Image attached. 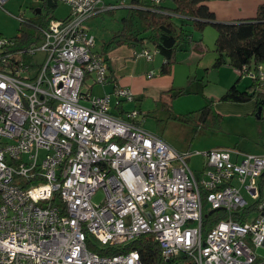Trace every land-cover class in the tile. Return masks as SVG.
<instances>
[{"label":"built area","instance_id":"obj_1","mask_svg":"<svg viewBox=\"0 0 264 264\" xmlns=\"http://www.w3.org/2000/svg\"><path fill=\"white\" fill-rule=\"evenodd\" d=\"M54 1L71 13L52 16L30 34L35 41L0 33V264H145L138 249L127 250L143 235L169 264H264L256 252L264 246V154L182 152L146 128L140 110L115 114L113 103L121 109L135 96L117 83L92 92L113 78L88 19L145 6ZM153 50L137 55L151 60ZM237 71L264 84V63ZM99 189L105 195L95 202ZM246 194L257 210L242 222L235 217L251 206ZM215 210L224 216L205 229Z\"/></svg>","mask_w":264,"mask_h":264},{"label":"trees","instance_id":"obj_2","mask_svg":"<svg viewBox=\"0 0 264 264\" xmlns=\"http://www.w3.org/2000/svg\"><path fill=\"white\" fill-rule=\"evenodd\" d=\"M139 1L140 5L145 8L125 7L129 8L130 12L122 19L123 27L113 30L109 39L102 44L101 54L105 56L115 47L123 44L130 46L153 45L166 59L162 72L169 73L177 62V55L182 49V45L193 41V29L203 33L207 26L213 25L217 31L214 46L217 56L212 65L213 68L229 64L233 68L241 70L245 66L250 67L253 64L264 63V2L259 6L255 17L236 21H218L215 13L207 5V0H172L173 4L170 6L163 3V0L159 3L151 0ZM110 2L120 3V0ZM115 9L106 11L114 14ZM102 13L104 11L98 14ZM36 16L37 18L26 21L31 28L35 29H29L28 32L22 29L21 33L25 41H35L34 39L37 37L34 38L30 34L34 35L37 29L47 25L52 18V16H43L42 14H36ZM175 17L181 19L180 25L175 22ZM189 26L193 29H190ZM241 76L243 77L242 74ZM239 82L240 79L223 94L221 99L236 102L255 100L256 113L262 106L259 118L264 121V84L258 80H252L246 89L241 90L238 87ZM182 92L179 91L175 97L181 95ZM190 114L177 118L187 120L191 116ZM222 119L223 115L215 109L212 103L205 105L200 110V124L220 125ZM260 185L264 191V173L260 178ZM256 210L257 206L251 205L244 209L241 216L235 218L242 222L246 221ZM223 216L220 210L210 212L206 217L205 229H210ZM90 246L93 250L101 253L114 254L121 251L114 247L104 251L99 247ZM130 249H138L145 264H169L162 259L161 250L152 235H143L127 246V250Z\"/></svg>","mask_w":264,"mask_h":264},{"label":"rangeland","instance_id":"obj_3","mask_svg":"<svg viewBox=\"0 0 264 264\" xmlns=\"http://www.w3.org/2000/svg\"><path fill=\"white\" fill-rule=\"evenodd\" d=\"M127 1L131 2L132 0ZM163 3L168 6L173 4L172 0H163ZM38 7L43 8V16H53L58 19H64L71 12V7L63 2H58L56 7L48 8L43 0H8L4 4V7L0 8V33L7 37H16L22 32V29L27 32L29 29H35L31 28L28 23L22 20L37 18L34 10ZM129 12V8L118 7L115 9L114 14L104 11V13L95 15L89 19L88 23L97 37V49H100L101 45L109 39L113 30L123 27L122 19L124 16L128 15ZM175 22L180 25L181 19L175 17ZM189 28L193 29L190 26ZM215 33L216 29L213 25L207 26L203 33L193 29L195 39L203 36V44H205L204 46H207L208 49L205 62L208 60L210 64L212 63L209 59L212 57L215 58L216 56V52L214 51L216 40ZM147 46L148 45H146V47ZM193 47L194 41L184 43L182 49L179 51V53H181L180 57L191 53L195 54ZM148 48L154 51L152 47L149 46ZM31 58H33V55L28 56V59ZM178 67V80L176 83L180 88L176 89L174 100L170 102L173 111L171 112L169 107L163 108L162 103L158 106L154 105L153 102L147 103L145 109L148 112V116L144 119L145 127L161 135L172 146L182 152L191 151L196 153V151H205L206 149L215 147L228 146L245 153H263L264 121H261L260 118L256 116V113L252 116H223L224 119H222L220 125L211 123L204 125L200 124L199 121L200 111L198 110L205 105V97L208 96L211 99L212 97L219 96V91L221 90L223 82H229L232 76H236L235 78H237L238 74L229 67L219 69L209 66L208 68H200L197 77L195 72L188 74L187 65H179ZM248 78L249 77L245 76L242 80L243 82L239 85L241 90L247 88L246 86H248L250 82ZM88 83L91 84L92 80L89 79ZM180 90L186 92L181 96L175 97ZM82 91H88L86 85L82 87ZM92 92L95 94L102 93L101 87L95 85ZM136 102H138V100ZM136 102L129 104L127 102L124 103L134 108ZM114 104L115 103L112 104L113 108ZM148 104H150V107H147ZM117 108H119V106H116L114 109L116 110ZM190 112H192V114H190ZM188 114L191 116L187 120L180 119L182 116L184 117ZM202 161V157L198 154H194L190 159L191 165L196 170L199 177L201 175ZM104 195L103 189H99L93 201L101 202ZM246 197L250 205L254 204L256 201V199L248 194H246ZM255 214L256 212L254 215ZM256 252L260 256H264V247L256 249Z\"/></svg>","mask_w":264,"mask_h":264},{"label":"crops","instance_id":"obj_4","mask_svg":"<svg viewBox=\"0 0 264 264\" xmlns=\"http://www.w3.org/2000/svg\"><path fill=\"white\" fill-rule=\"evenodd\" d=\"M43 1L47 4V0H43ZM107 1L115 2L116 0H107ZM138 1L139 0H132L131 2L139 6L141 2ZM263 2L264 0H207L206 1L210 9L215 13L218 21H236V20L255 17L259 6ZM127 3L129 2L127 1ZM56 5L57 3L55 2L54 6H50L47 4V7L52 8V7H56ZM34 11L37 15H39L43 13L42 12L43 8L41 13H37L36 9ZM215 34L217 36V31ZM192 36L194 41L193 50L195 51V54L191 53L180 57L181 53H178L177 62L173 65L172 70L169 73L162 72L163 65L166 59L160 52L154 53L152 59L149 60L143 55H137V52H140V50L146 46H130L127 44H123L115 47L113 50H111L109 53L105 55L109 67V72H110L109 74L113 78V80L104 87L100 86L102 93L97 95H102L106 92H112L114 90L115 83L130 88L135 95V99L131 102L129 101H125V102L129 104V103H134L138 100V102L134 104L135 107L131 108L130 106H127L128 104L123 103L121 109L119 108L118 110H115L112 107V111L115 114L122 116L124 111L132 110L136 108L141 112V117L143 119L144 126H145L144 119L146 116H148L147 115L148 112L145 109L147 103L153 102L154 105L156 106L162 103L163 108L169 107V110L172 112L173 109L170 102L174 100V94L176 89L180 88V86L176 83L178 80V70H179L178 66L187 65L188 74L195 72V75L198 77L200 68L203 67L208 68L209 66L212 67L215 58L217 56L216 54L215 58L212 57L211 59H209L212 64H210L208 60L207 62H205L206 52H208V49L207 46H204L205 44H203L202 41L203 36L197 39H195L194 34ZM149 46L152 47L153 49L156 48L155 46L152 45H148L147 48ZM97 50L101 52L102 49L100 47V49ZM223 67L231 68L232 70H234L236 74H238V77L235 78L236 76H232L229 82L226 81L223 82L221 90L219 91V96L214 98L210 96L212 97L211 99L208 96H206L205 105L212 103L215 109L225 117L228 115L252 116L254 113H256V109H257V104L255 100H250L247 102H236V101H226L220 98L233 84L237 82V80L240 79V82L238 83V87H239V85H241V83L243 82L242 80L244 79V77L247 76L244 75L242 77L241 74L237 71V69L233 68L229 64L222 65L221 67H219V69ZM151 71H153L154 73L153 76L149 75ZM248 79L250 80L248 84L249 86L252 83V79L250 77ZM184 92L186 91H183L182 94H184ZM204 106H202L198 111H200ZM147 107H150V104H148ZM226 147L231 148L228 146ZM257 154L258 155L264 154V152ZM234 158L237 159L235 155ZM263 196H264V191H263Z\"/></svg>","mask_w":264,"mask_h":264},{"label":"water","instance_id":"obj_5","mask_svg":"<svg viewBox=\"0 0 264 264\" xmlns=\"http://www.w3.org/2000/svg\"><path fill=\"white\" fill-rule=\"evenodd\" d=\"M47 4L50 5V6H54L55 5V1L54 0H47ZM41 11H42V8L41 7L36 8V12L37 13H41ZM261 113H262V106H260L258 108V111L256 113V116H258V118H259Z\"/></svg>","mask_w":264,"mask_h":264}]
</instances>
